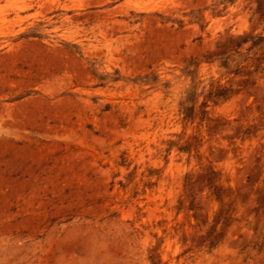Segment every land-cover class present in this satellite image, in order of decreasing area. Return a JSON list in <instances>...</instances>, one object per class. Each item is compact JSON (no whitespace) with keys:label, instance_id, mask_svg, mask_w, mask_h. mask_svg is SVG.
<instances>
[{"label":"rangeland","instance_id":"1","mask_svg":"<svg viewBox=\"0 0 264 264\" xmlns=\"http://www.w3.org/2000/svg\"><path fill=\"white\" fill-rule=\"evenodd\" d=\"M0 264H264V0H0Z\"/></svg>","mask_w":264,"mask_h":264}]
</instances>
